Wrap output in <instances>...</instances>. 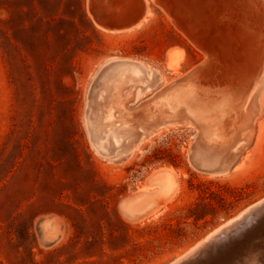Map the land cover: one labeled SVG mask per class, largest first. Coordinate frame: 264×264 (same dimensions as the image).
Returning <instances> with one entry per match:
<instances>
[{
	"label": "rangeland",
	"instance_id": "obj_1",
	"mask_svg": "<svg viewBox=\"0 0 264 264\" xmlns=\"http://www.w3.org/2000/svg\"><path fill=\"white\" fill-rule=\"evenodd\" d=\"M124 66L137 80L108 88ZM110 108L118 141L100 147ZM170 167L173 206L131 219L125 202ZM263 199L264 0H0V264H173Z\"/></svg>",
	"mask_w": 264,
	"mask_h": 264
},
{
	"label": "bare ground",
	"instance_id": "obj_2",
	"mask_svg": "<svg viewBox=\"0 0 264 264\" xmlns=\"http://www.w3.org/2000/svg\"><path fill=\"white\" fill-rule=\"evenodd\" d=\"M143 4H144V2H143ZM143 11H144V7H143ZM144 14H145V12H144ZM149 15H150V13H149ZM138 27H140V26H138ZM238 35L240 38V42H242L244 44L245 48L248 49L249 52H253L255 50L253 36L244 30H240ZM232 45L233 44H229V43L227 44L228 47H230ZM232 47H234V46H232ZM180 52H181V50H180ZM179 53L175 52L176 55L174 53H172L173 57L170 55L171 58L168 60L167 67L171 72L178 73L180 68H181V63L183 62L182 59L175 57V56H178L177 54H179ZM183 56H184V54H183ZM183 56H182V58H183ZM183 60H184V58H183ZM139 73H140V71L136 67H132V66L121 67V68L117 69L109 77L106 85L108 88H112V89H115L116 91L120 92L126 84L134 82L135 80H137V76L139 75ZM129 117H130L129 123H131V124L136 123L139 120V115L137 113L131 114ZM107 120L110 122L109 131H111V133L110 132H108L109 134L106 133V137L104 139H103V137L101 138L98 136V143H99L100 147H104L105 141L107 142L111 138H113L115 141H118L117 134H114V133H116V130H114V126H115L114 121L116 120L114 108H110L108 110ZM213 136H214V138L218 137V134L213 133ZM151 181H153L152 185L155 184V185H159V186L156 189L146 190L147 186L143 185L144 187H142V189L140 191V195L138 197L134 198L133 200H131V202L129 203V206H128V209L137 216V219H135V220L139 221L140 223L154 219V218L158 217L159 215H161L162 213H164L169 208H171L173 206V204L175 203V201L178 199V197L181 193V190H182V183H181V180L179 179V174L176 173L172 167L161 169L160 171L154 173ZM149 183H150V181H149ZM262 203L259 206L260 208L258 207L254 210H251V208L246 209L237 218H234V219L228 221L225 225L218 228L211 235H209L207 237V239H210L209 241L212 243L209 247H211V246H221V247L226 246L231 241H233L235 239V237H237V236L238 237L239 236L240 237L246 236L245 238H248L246 244H243V246H240V244L243 242L238 244V242L236 241L237 244H235L233 250L226 253V255L221 259L222 261H219L218 264H236L238 260L240 261L241 259H243L245 257L246 254H248L249 252L252 253V251H253L254 255L256 254L255 258H257V259L263 258L264 259V204L262 205ZM162 215H164V214H162ZM158 218H160V217H158ZM224 227H225V229H224ZM59 233L62 234L61 232H59ZM59 235L57 237H59ZM62 236L59 237V240H60V238H62ZM245 240H243V241H245ZM206 242L204 240H202V242H200L198 244L197 248L195 247L190 251V253H189L190 255L189 254L186 255L182 259L180 258L181 259L180 264L185 263V262L187 263V261L192 256H194L195 254H197L199 252L198 249H204L205 250V247L208 245V243H206ZM230 244L233 245L232 243H230ZM234 252H237V254H238L237 257L235 256L237 254H235ZM251 256H253V255H251ZM261 259L258 263L261 262ZM258 263L255 262V264H258ZM175 264H178V262H176ZM213 264H214V262H213Z\"/></svg>",
	"mask_w": 264,
	"mask_h": 264
},
{
	"label": "water",
	"instance_id": "obj_3",
	"mask_svg": "<svg viewBox=\"0 0 264 264\" xmlns=\"http://www.w3.org/2000/svg\"><path fill=\"white\" fill-rule=\"evenodd\" d=\"M136 198V197H135ZM134 198H132V199H129V200H127L126 202H125V209H126V211H127V215L131 218V219H133V220H135V219H137V216L133 213V212H131L129 209H128V206H129V203L131 202V200H133ZM263 202V203H262ZM262 203V205L264 204V199L263 200H260V201H258V202H256V203H254L253 205H251L250 207H248L247 209H250L251 208V210H254V209H256V208H258L259 206H260V204ZM260 208V207H259ZM239 216V215H238ZM237 216V217H238ZM236 217V218H237ZM224 229H225V227H224ZM223 231V230H222ZM213 233V232H212ZM211 233V234H212ZM211 234H209V235H211ZM208 235V236H209ZM208 236H206L205 238H204V241L206 242V243H208V247L212 244L209 240L210 239H207V237ZM244 237H246V236H244ZM251 238V237H250ZM250 240V239H249ZM202 242V241H201ZM200 243V242H199ZM198 243V244H199ZM51 244H53V242L52 243H49L48 245H51ZM237 244V243H236ZM198 246V245H197ZM206 246V247H207ZM231 244H227L226 246H223V247H221V246H211V249H213V250H216V249H222V250H224V251H227V253L228 252H230L231 250H233V248H234V246H235V244L233 245V246H231ZM240 246H243V245H240ZM197 248V247H196ZM199 250V252L197 253L198 254V256L196 257V255L197 254H195L194 256H192L188 261H187V263L185 262V263H182V264H200L201 262H203L202 261V258H200V259H198L199 258V256H203V254L205 253L204 251V249H198ZM218 252V251H217ZM201 254V255H200ZM193 257H195V258H193ZM181 260V259H180ZM180 260H177L176 262H178V264H180L181 263V261ZM180 261V262H179ZM175 262V263H176ZM175 263H173V264H175Z\"/></svg>",
	"mask_w": 264,
	"mask_h": 264
},
{
	"label": "trees",
	"instance_id": "obj_4",
	"mask_svg": "<svg viewBox=\"0 0 264 264\" xmlns=\"http://www.w3.org/2000/svg\"><path fill=\"white\" fill-rule=\"evenodd\" d=\"M219 188H221V186H219ZM211 195L219 197L223 204L229 203V201L226 198H223L222 196H220L221 194L219 193V191L211 190ZM202 207L215 208L214 204L211 201H206L203 204V206H202L201 203H198V204H196L195 208L190 209V213L187 216V218H193V221H194L195 224H198L199 221H201V220L206 223L207 222V220H206L207 214L204 211L201 210ZM167 225H168V227L170 228L171 231H175L174 224L169 223ZM178 226H179L178 231L182 232L183 228L181 229L180 225H178Z\"/></svg>",
	"mask_w": 264,
	"mask_h": 264
}]
</instances>
